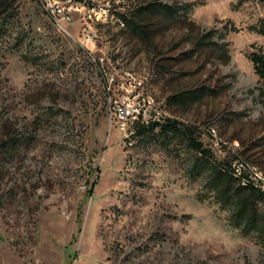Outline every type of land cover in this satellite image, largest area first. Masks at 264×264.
<instances>
[{
    "label": "rangeland",
    "instance_id": "1",
    "mask_svg": "<svg viewBox=\"0 0 264 264\" xmlns=\"http://www.w3.org/2000/svg\"><path fill=\"white\" fill-rule=\"evenodd\" d=\"M10 3L0 16V139L19 140L0 150V264H264V243L233 228L204 177L189 176L184 135L190 127L216 159L237 153L264 177V106L248 60L264 52V35L249 28L264 5L125 0L92 25L91 43L76 13L65 32L38 0ZM127 70L181 131L155 127L123 143L104 73ZM201 88L213 93L168 102Z\"/></svg>",
    "mask_w": 264,
    "mask_h": 264
},
{
    "label": "trees",
    "instance_id": "2",
    "mask_svg": "<svg viewBox=\"0 0 264 264\" xmlns=\"http://www.w3.org/2000/svg\"><path fill=\"white\" fill-rule=\"evenodd\" d=\"M235 1L236 3H232V7L235 9L248 1H255L264 5V0ZM10 4V0H0V16L9 10ZM144 9L153 11L158 8L150 5ZM120 16L125 23L131 26L133 32L144 34L142 25L131 21L124 14ZM249 28L259 35H264V15ZM248 60L252 63L253 72L257 76L256 87L253 91L257 92L256 96L264 106V52L261 50L252 52L248 55ZM204 93L212 94L213 90L211 88H201L183 91L170 96L168 102L188 103L200 98ZM181 125L182 123L176 119L168 118L160 125L154 124L148 128L140 129L139 134L152 132L155 127H159V132L164 135L169 132L174 134L181 131ZM184 135L190 148L195 152L194 160L188 170L189 176L192 179L204 177L205 189L212 193L215 201L222 209L228 211L229 223L233 228L239 230L243 235L255 234L258 240L264 243V191L252 184L242 185L240 179L232 174L231 159L229 157L216 159L209 148L204 147L201 142L196 140L190 127L186 128ZM17 140H19L17 134L9 136L7 139H0V150L15 146ZM92 189L93 185L88 190L89 194Z\"/></svg>",
    "mask_w": 264,
    "mask_h": 264
},
{
    "label": "built area",
    "instance_id": "3",
    "mask_svg": "<svg viewBox=\"0 0 264 264\" xmlns=\"http://www.w3.org/2000/svg\"><path fill=\"white\" fill-rule=\"evenodd\" d=\"M57 26L67 32L64 24L73 20L76 13L81 23L82 42L93 43L94 23L103 22V18H112L114 7L125 4V0H38ZM105 74V93L107 95V111L109 122L117 128L121 140L136 144L139 130L151 125L164 123L159 115L160 103L146 91L144 80L136 73L127 70L121 74ZM208 132H213L209 127ZM238 146V145H236ZM231 161L232 174L240 176L242 185L252 184L264 191V180L258 170L247 164V160L234 153Z\"/></svg>",
    "mask_w": 264,
    "mask_h": 264
},
{
    "label": "bare ground",
    "instance_id": "4",
    "mask_svg": "<svg viewBox=\"0 0 264 264\" xmlns=\"http://www.w3.org/2000/svg\"><path fill=\"white\" fill-rule=\"evenodd\" d=\"M110 20V18H103V21L105 22V21H109ZM150 95V94H149ZM151 96V95H150ZM160 109V108H159ZM159 115H160V113H159ZM254 166V165H253ZM253 168V167H252ZM255 169V168H254ZM236 177H238L239 179H240V176L239 175H237V174H234ZM262 180H264V177L262 176Z\"/></svg>",
    "mask_w": 264,
    "mask_h": 264
}]
</instances>
